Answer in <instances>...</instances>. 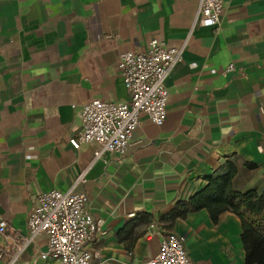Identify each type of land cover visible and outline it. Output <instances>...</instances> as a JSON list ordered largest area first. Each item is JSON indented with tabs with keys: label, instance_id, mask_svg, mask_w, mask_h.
<instances>
[{
	"label": "crops",
	"instance_id": "crops-1",
	"mask_svg": "<svg viewBox=\"0 0 264 264\" xmlns=\"http://www.w3.org/2000/svg\"><path fill=\"white\" fill-rule=\"evenodd\" d=\"M222 2L216 28L192 29L198 0H0V221L10 233L27 237L38 197L68 191L88 168L73 191L102 222L90 264H147L168 233L191 264H246L235 214L213 221L200 209L170 228L162 219L230 169L233 191H264V0ZM152 39L183 48L165 120L142 115L123 156L92 163L97 144H69L76 112L129 102L118 56ZM46 251L39 234L15 264H53Z\"/></svg>",
	"mask_w": 264,
	"mask_h": 264
},
{
	"label": "built area",
	"instance_id": "built-area-1",
	"mask_svg": "<svg viewBox=\"0 0 264 264\" xmlns=\"http://www.w3.org/2000/svg\"><path fill=\"white\" fill-rule=\"evenodd\" d=\"M223 11L222 0H198L192 29L196 26L216 28ZM183 48H168L155 39L150 40L144 52H122L116 67L130 95L129 102L106 103L92 100L76 112L81 128L69 144L80 150L85 144L99 147L92 163L102 160L105 153L123 156L130 147L140 117L161 126L166 117L168 92L167 77L181 61ZM230 64L226 70H232ZM86 168L76 178L74 186L65 192L50 190L41 194L37 205L29 214L28 236L21 238L8 230L0 221V260L15 264L25 247L39 234L47 236V251L42 259L50 258L53 264H90L92 253L88 247L100 232L101 221H94L86 210L87 196L73 191L86 181ZM147 264H191L178 236L166 234L159 243L156 256Z\"/></svg>",
	"mask_w": 264,
	"mask_h": 264
},
{
	"label": "trees",
	"instance_id": "trees-1",
	"mask_svg": "<svg viewBox=\"0 0 264 264\" xmlns=\"http://www.w3.org/2000/svg\"><path fill=\"white\" fill-rule=\"evenodd\" d=\"M233 173L230 169L224 175L208 177L201 191L188 200L177 202L162 219L168 222L166 228H170L175 219H183L200 209H206L213 221L221 213L231 212L241 222L246 264H264V191H233Z\"/></svg>",
	"mask_w": 264,
	"mask_h": 264
}]
</instances>
